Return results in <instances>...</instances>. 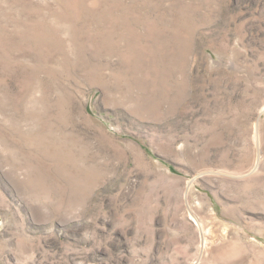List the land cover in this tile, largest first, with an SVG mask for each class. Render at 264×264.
<instances>
[{
	"label": "rangeland",
	"instance_id": "rangeland-1",
	"mask_svg": "<svg viewBox=\"0 0 264 264\" xmlns=\"http://www.w3.org/2000/svg\"><path fill=\"white\" fill-rule=\"evenodd\" d=\"M0 264H264V0H0Z\"/></svg>",
	"mask_w": 264,
	"mask_h": 264
}]
</instances>
